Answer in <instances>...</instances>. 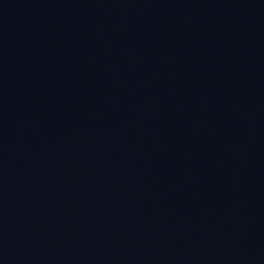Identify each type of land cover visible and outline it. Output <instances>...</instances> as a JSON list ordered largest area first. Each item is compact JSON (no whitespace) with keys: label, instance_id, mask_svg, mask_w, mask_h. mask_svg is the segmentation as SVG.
<instances>
[{"label":"water","instance_id":"1","mask_svg":"<svg viewBox=\"0 0 264 264\" xmlns=\"http://www.w3.org/2000/svg\"><path fill=\"white\" fill-rule=\"evenodd\" d=\"M0 264H264V0H0Z\"/></svg>","mask_w":264,"mask_h":264}]
</instances>
